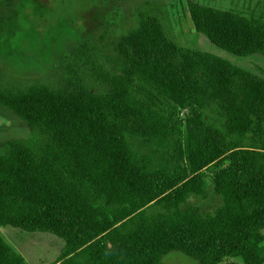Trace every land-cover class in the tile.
<instances>
[{
	"label": "trees",
	"instance_id": "trees-1",
	"mask_svg": "<svg viewBox=\"0 0 264 264\" xmlns=\"http://www.w3.org/2000/svg\"><path fill=\"white\" fill-rule=\"evenodd\" d=\"M187 10L219 49L264 54V16ZM116 51L117 69L76 48L55 87L0 86V106L47 137L42 155L17 140L0 154V227L63 238L60 264H264V78L179 47L145 14ZM209 183L214 214L183 208ZM0 264H28L1 234Z\"/></svg>",
	"mask_w": 264,
	"mask_h": 264
},
{
	"label": "rangeland",
	"instance_id": "rangeland-1",
	"mask_svg": "<svg viewBox=\"0 0 264 264\" xmlns=\"http://www.w3.org/2000/svg\"><path fill=\"white\" fill-rule=\"evenodd\" d=\"M190 1L242 15L264 16V0H0V86L17 88L42 81L55 87L60 80L64 54L76 48H86L106 69H117L118 63L123 62L116 45L144 14L155 17L166 36L179 47L209 52L264 78V54L232 55L194 30L187 10ZM82 81L99 94L109 89L87 72L82 73ZM11 140L22 142L38 156L44 153L47 144L46 136L0 106V154ZM221 205V197L209 183L203 195H189L183 208H193L206 217ZM150 211H155V207ZM0 234L28 264H60L57 260L65 246L63 238L11 226L0 227ZM165 261L196 264L195 259L176 252L168 253ZM233 262L240 264L238 259Z\"/></svg>",
	"mask_w": 264,
	"mask_h": 264
},
{
	"label": "crops",
	"instance_id": "crops-1",
	"mask_svg": "<svg viewBox=\"0 0 264 264\" xmlns=\"http://www.w3.org/2000/svg\"><path fill=\"white\" fill-rule=\"evenodd\" d=\"M13 246V245H12ZM16 250H17V248L15 247V246H13ZM18 251V250H17ZM19 252V251H18Z\"/></svg>",
	"mask_w": 264,
	"mask_h": 264
}]
</instances>
